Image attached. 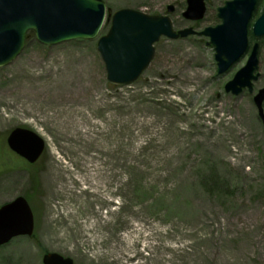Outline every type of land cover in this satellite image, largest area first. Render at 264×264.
Segmentation results:
<instances>
[{
	"label": "rangeland",
	"instance_id": "374dc122",
	"mask_svg": "<svg viewBox=\"0 0 264 264\" xmlns=\"http://www.w3.org/2000/svg\"><path fill=\"white\" fill-rule=\"evenodd\" d=\"M103 1L107 16L95 38L47 46L33 34L21 54L0 67V205L24 195L35 222L33 235L0 246V264H43L47 252L75 264H264V123L253 99L264 87V37L253 93L224 90L248 53L218 74L214 46L200 34L162 36L140 77L115 84L97 49L112 12L167 13L176 31L199 32L221 22L218 7L227 0H207L199 21L183 16L186 0ZM169 4L175 5L171 13ZM263 7L259 0L250 27ZM179 42L194 52L178 49ZM71 119L87 121L94 140L70 130ZM16 127L45 140L37 162L8 146ZM98 154L111 194L99 198L85 190L90 184L76 181L66 193V178L54 183L57 158L69 166L65 175L77 177L87 164L78 155ZM107 217L111 222L104 224ZM93 221L100 234L90 229ZM118 238L127 245L136 240L130 255L137 256L116 259L110 248Z\"/></svg>",
	"mask_w": 264,
	"mask_h": 264
},
{
	"label": "water",
	"instance_id": "95a60500",
	"mask_svg": "<svg viewBox=\"0 0 264 264\" xmlns=\"http://www.w3.org/2000/svg\"><path fill=\"white\" fill-rule=\"evenodd\" d=\"M183 16L198 21L205 17L206 0H186ZM258 0H227L218 8L221 22L197 32L193 27L176 31L169 14H148L133 8H120L112 14L111 26L97 41L107 78L116 84L136 81L149 66L161 36L186 37L191 34L208 36L215 49L217 73L224 74L249 49V23ZM174 4L167 6L173 12ZM103 0H0V67L13 62L22 52L27 33L33 31L44 45H56L74 39H93L106 18ZM256 38L264 36V8L252 27ZM260 44L256 41L244 66L226 82L227 93L254 91L260 73ZM258 114L264 123V87L254 95ZM9 147L36 162L45 150V140L35 131L16 127L7 138ZM34 215L25 196L19 195L0 207V246L20 235L34 232ZM43 264H75L71 257L47 252Z\"/></svg>",
	"mask_w": 264,
	"mask_h": 264
},
{
	"label": "bare ground",
	"instance_id": "6f19581e",
	"mask_svg": "<svg viewBox=\"0 0 264 264\" xmlns=\"http://www.w3.org/2000/svg\"><path fill=\"white\" fill-rule=\"evenodd\" d=\"M176 47L178 49H183L188 53L194 52V49L191 48L190 45H185V44H182L181 42L177 43ZM30 90L31 89H27L25 91H30ZM185 92L188 93L189 91H185ZM99 93H100V91L98 90L97 93H95V94H99ZM23 96H24V94L22 93V91H18V94H16V99H21ZM67 98L70 99V97H67ZM61 101H64V100H61ZM2 114L3 113L0 112V118H1ZM2 119L5 120V118H2ZM87 124H88L87 121H81V120L75 121L73 119L69 120L70 130H72L74 132L81 131L82 138L84 140H87V143H88L90 141H93L94 139L90 138L91 135H89L90 131L86 127ZM201 142H203V140H201ZM86 147H87V145L84 146L83 149H86ZM103 148H104V146H98V147H96V150L99 151ZM83 149H81V150H83ZM97 156H99V154L98 155H92V158L85 157L84 155H82V156L78 155V158H81L80 160H78V162H83L84 164L85 163H87V164L84 165L85 169H82L81 175L77 176V177H73V176L69 177V176L65 175V173H69L67 171V168L69 166L66 165V162L64 161V159L62 157L57 158V160L51 165V167L53 169L52 173H53V175H55L53 178L54 183H56L58 181V179H60V178H61V180H62V178L63 179L66 178V183H64L62 185L63 187L61 188V189L67 188L66 193L67 192H73L72 184H74V182L76 181L80 185L85 184V183L90 184V186H88L85 190L90 191L93 195H97L99 198L103 197V196H100L101 194L102 195H104V194L106 195L109 193L111 194V192L109 191V188H108L109 182L106 183V180L104 178L105 174L103 173V169L100 168V164L98 163L99 158ZM96 159H98V160L96 161ZM57 164H59L60 167L62 165V168L64 167V169H61L59 166H57ZM84 172H86V173H84ZM103 186L107 187V188H103ZM63 207L66 208L64 206V204H63ZM71 213H72V211H68V214H71ZM109 222H111V219L107 217L104 224H108ZM91 224H92V226H90V229H96V231L100 234V232H101V231H99L100 225L97 224L96 221L91 222ZM156 232H157V230L153 231V233L151 232L150 235L151 234L156 235L157 234ZM99 234H98V236H99ZM120 239H122V241ZM120 239L118 238L116 240V242H118V243H114L111 245L110 253L116 259L122 258V255H124V257H126V258H129V260L131 258L136 257L138 254V253H136L137 251L135 252L136 253L135 255H130V253L134 252L133 248H134V245L136 246L137 241L134 240L133 243H130L127 245V242L124 238H120ZM145 247L155 250V246H153L151 243H148V245H145ZM154 253H155V251H154ZM160 259L161 258H157V260H160Z\"/></svg>",
	"mask_w": 264,
	"mask_h": 264
},
{
	"label": "trees",
	"instance_id": "16d2710c",
	"mask_svg": "<svg viewBox=\"0 0 264 264\" xmlns=\"http://www.w3.org/2000/svg\"><path fill=\"white\" fill-rule=\"evenodd\" d=\"M31 35H33V33L32 32H29L28 33V36H27V39H28V37H31ZM251 41H253L254 40V37H253V35L251 34V39H250Z\"/></svg>",
	"mask_w": 264,
	"mask_h": 264
},
{
	"label": "flooded vegetation",
	"instance_id": "af4514ba",
	"mask_svg": "<svg viewBox=\"0 0 264 264\" xmlns=\"http://www.w3.org/2000/svg\"><path fill=\"white\" fill-rule=\"evenodd\" d=\"M4 203H6V202H4ZM4 203H3V204H4ZM3 204H1V205H3ZM1 205H0V206H1Z\"/></svg>",
	"mask_w": 264,
	"mask_h": 264
}]
</instances>
